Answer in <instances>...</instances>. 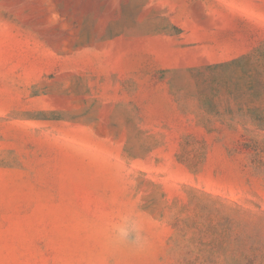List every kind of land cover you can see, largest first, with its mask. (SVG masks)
<instances>
[{
	"label": "rangeland",
	"instance_id": "374dc122",
	"mask_svg": "<svg viewBox=\"0 0 264 264\" xmlns=\"http://www.w3.org/2000/svg\"><path fill=\"white\" fill-rule=\"evenodd\" d=\"M0 264H264V0H0Z\"/></svg>",
	"mask_w": 264,
	"mask_h": 264
},
{
	"label": "clouds",
	"instance_id": "9594fccd",
	"mask_svg": "<svg viewBox=\"0 0 264 264\" xmlns=\"http://www.w3.org/2000/svg\"><path fill=\"white\" fill-rule=\"evenodd\" d=\"M114 232L121 242H130L136 246H142L144 243L140 221L134 216L122 217L114 226Z\"/></svg>",
	"mask_w": 264,
	"mask_h": 264
}]
</instances>
